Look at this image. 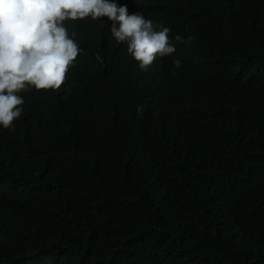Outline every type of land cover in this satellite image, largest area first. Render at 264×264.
<instances>
[{
	"label": "trees",
	"instance_id": "trees-1",
	"mask_svg": "<svg viewBox=\"0 0 264 264\" xmlns=\"http://www.w3.org/2000/svg\"><path fill=\"white\" fill-rule=\"evenodd\" d=\"M127 1L176 52L66 22V83L0 127V264H264V0Z\"/></svg>",
	"mask_w": 264,
	"mask_h": 264
},
{
	"label": "clouds",
	"instance_id": "clouds-1",
	"mask_svg": "<svg viewBox=\"0 0 264 264\" xmlns=\"http://www.w3.org/2000/svg\"><path fill=\"white\" fill-rule=\"evenodd\" d=\"M123 2L129 1L0 0V127L15 130L14 121L24 111L21 92H59L66 83L67 73L81 53L66 22L108 17L111 36L117 44H126L127 53L145 73L157 59L176 52L169 27L141 13L129 15L127 7L120 6ZM175 39L184 42L179 35ZM173 64L180 68L182 61L177 58Z\"/></svg>",
	"mask_w": 264,
	"mask_h": 264
}]
</instances>
